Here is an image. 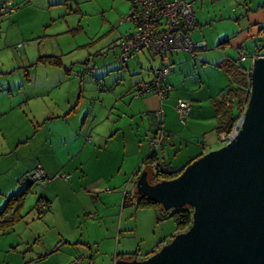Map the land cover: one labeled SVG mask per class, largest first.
Segmentation results:
<instances>
[{
	"label": "crops",
	"instance_id": "obj_1",
	"mask_svg": "<svg viewBox=\"0 0 264 264\" xmlns=\"http://www.w3.org/2000/svg\"><path fill=\"white\" fill-rule=\"evenodd\" d=\"M180 1L192 4L196 26L190 31V37L194 41H204L207 49L196 56L170 55L168 65L171 71L166 82L172 87V92L162 104L152 95L133 97L138 85L151 80L159 68L144 70L146 74H143L141 68L144 65H139L142 71L132 75V67L127 61L121 69L124 68L133 82L123 89L119 85V82L123 84L120 69L115 63H110L106 75L96 78L102 96L89 99L91 107L96 106L93 111L82 108L87 101L83 93L76 98L65 94L55 99L52 98L54 83L52 86L45 83L40 89L21 95L16 85L6 81L14 72L19 75L25 72L29 76L30 68H37L41 63L47 65L43 60L54 58L58 61L59 58L49 52L54 50L53 36H44L48 39L45 42L34 33L29 38L33 44H26L21 56L18 50L23 46L19 42L26 38L18 30L20 19L16 10L19 7L13 3L14 9L8 11L9 15L3 19L0 15V211L9 197L24 188L22 178L32 169L39 170L47 180L43 186L39 185L42 191L35 192L37 200L41 198L42 204L47 205V211L39 215L37 207H34L33 215H28L25 220L27 213L23 212V207L22 219L11 229L0 233V264H73L78 257L84 258L80 264H115L119 260L117 254L134 252L115 248L114 255L112 252L108 255L101 252L100 246L103 240L112 241L122 222L117 225L116 217L105 212L104 219H110L113 227L105 224V230L97 232L98 238L89 229L101 228L96 222H90L99 216L96 201L102 198L103 193L117 192L121 188V183L114 185V182L124 166L126 155H119L118 148L123 152L129 148L135 155L130 160H138L136 164L141 167L148 164L152 174L155 166L163 162L168 163L173 172L179 171L206 153L204 151L214 149V143L218 141L216 104L229 85L227 67L241 65L240 62L245 64L249 59L250 66L243 64V67L251 69L252 58L256 54L264 56V0ZM24 5L26 7L30 2L25 1ZM4 22L8 23V28L4 29ZM11 38L18 44L12 48L13 53L9 43ZM40 48L42 50L38 51ZM235 50L245 56L244 61L232 58ZM15 54L19 57L17 60ZM164 58L161 60L163 66ZM174 64L177 65L175 71L172 68ZM59 65L60 62L54 66ZM102 83L103 86L100 85ZM118 92L120 98L117 97ZM178 98L191 105V115L185 125L179 123L174 110ZM38 101L43 102L41 106L45 105L40 111L35 109ZM159 109L163 111L167 138L154 159L149 160L151 149L148 141L157 131L154 114ZM201 151L203 153L197 156ZM142 156H145V161ZM175 160L179 165H174ZM139 170L141 168L134 174L137 175ZM65 176L68 178L64 179ZM33 186L29 196L34 194ZM82 192L89 197L88 205L78 201ZM75 197L77 201L74 203ZM130 202L124 205L123 197L122 209L132 206L131 199ZM135 208L148 209L138 208L136 204ZM120 219L123 221L122 213ZM89 223L94 225L90 228ZM161 246L144 255L135 251V259L144 260Z\"/></svg>",
	"mask_w": 264,
	"mask_h": 264
},
{
	"label": "rangeland",
	"instance_id": "obj_2",
	"mask_svg": "<svg viewBox=\"0 0 264 264\" xmlns=\"http://www.w3.org/2000/svg\"><path fill=\"white\" fill-rule=\"evenodd\" d=\"M22 1L23 0H0V15L2 19L9 15L8 11L14 9L13 3L16 4L15 7H19V9L16 10L19 11L18 15L20 19L18 30L24 35V38H26V40H21L19 42V44L23 46L21 50H18L19 54L23 56L25 50L24 46L26 44H33L34 41H29L31 40L29 39L31 36L30 34L34 33V35H37L36 37H40L41 39L44 38V36H53L54 50H49V52L53 53V57L59 58L58 61L60 65H53V67H51V64L48 66V63L47 65L41 63V65L36 66L37 68H30L31 74L29 76H26L25 72L20 75L18 72H14V74L9 76V80L6 81H10L12 84L16 85L19 94L23 95L26 91L32 92L34 89L38 90L42 84L45 83L48 84V86H52L54 83L52 87V98L60 99L61 96L65 94L71 97L75 96L76 98L79 93H83L87 101L83 103L84 106L82 108L85 109V111L88 109L93 111L96 106L94 105L95 107H91L89 99L93 100L94 98L102 96L98 89L99 86L96 85V78L99 77L98 75H100V77L106 75L105 72L108 71L110 63H115L117 69H120L119 71L121 72L123 81V84L119 82L121 88L123 86V89H126L131 85L133 78L125 74L124 68L123 70L121 69L126 62L122 63L119 61L120 52L118 49L120 40L134 33V25L125 21L131 13V3L126 0ZM25 1L30 2V5L25 7ZM251 1L255 2L256 0ZM2 4H9L10 6L2 7ZM2 26L4 29L8 28V23L4 22ZM119 33L123 34L119 37ZM118 37L119 39L116 42L117 48L115 49V40ZM45 40L47 41L48 39L44 38L42 41ZM9 43L11 46L10 50L13 53L14 51L12 48L18 44L12 38L9 40ZM41 50L42 48L38 51ZM33 53H36L35 50ZM198 53L199 52L194 55L186 53L178 54L196 56ZM231 55L233 59L240 58L236 50L233 51ZM15 57L16 60L19 58L17 55ZM135 57L136 59H129L127 62V64L129 63L132 67V75L142 70V73L146 74L144 70H149L150 68L158 69L163 65L161 61L163 58H153L145 51L139 52ZM164 59V65L169 66L170 55L166 56ZM240 64L243 66L244 62H240ZM139 65H144L141 68L142 70H140ZM244 65H248L249 67L250 60L248 59ZM172 68L174 71L177 70V65L174 64ZM135 78H138V76ZM108 82L110 83V81ZM56 83H59V87ZM100 85L103 86L104 84L102 83ZM120 95L121 94L118 92L117 97L119 96L120 98ZM42 104V101H38V103L35 104L36 111H40L45 107V105L41 106ZM48 106H50V104H48ZM206 142H208V139ZM214 144V149L212 151L223 147L218 141ZM118 150L120 151L119 155H126L124 166L120 171L119 177L114 182V185L121 183V188L117 192L103 193L102 198L96 201L95 207L99 209V216L97 220L94 219L90 222H96L101 228L100 230H97V228L89 230H93L95 233L94 236L98 238L99 233L97 232L105 230L106 225H113L110 219H104L105 216L103 213L108 212L109 215L116 217L115 223H117V225L120 222H122V225L121 228L119 227L115 230L112 241H102V245L100 246L101 252L108 253V255L112 252L114 255L113 251L115 248H118V250L126 249L124 251L130 252L139 251L144 255L160 244H169L175 235L182 232H177V227L173 219H167L163 222L157 221L158 209L135 208V204L137 203L135 184L142 174L146 173L151 176V168L148 164L142 167L138 166L139 163L136 164L138 161L136 159L130 160V157H134L135 155L133 152H130L129 148L126 152H123L120 148H118ZM204 152L206 153L203 155L209 153L210 150ZM201 153H203V151L196 155L199 156ZM144 158L145 156H142V159ZM176 164L179 165L178 160H175L174 165ZM140 168L141 170H139L138 174H134ZM32 170L31 173L36 171V169ZM32 190L34 194L26 199L24 206L23 212L27 213L25 220L29 218L28 215H33L32 210L37 200L35 192L37 190L42 191L38 183L33 186ZM126 193L131 196L133 205L122 209V201ZM76 201L77 199L75 197L73 202L75 203ZM78 201L88 205L90 200L89 197H86L82 192ZM72 206H74L73 203ZM92 207L95 209L94 205H92ZM121 213L123 214V221H119ZM93 225L94 223L88 224L90 228ZM83 227L82 229L87 232L88 230ZM95 227L97 226L95 225ZM112 227L113 226H111V228ZM103 232L104 231H102V234Z\"/></svg>",
	"mask_w": 264,
	"mask_h": 264
},
{
	"label": "water",
	"instance_id": "obj_3",
	"mask_svg": "<svg viewBox=\"0 0 264 264\" xmlns=\"http://www.w3.org/2000/svg\"><path fill=\"white\" fill-rule=\"evenodd\" d=\"M135 193L166 213L191 209L192 222L148 258L115 264H264V56L252 61L235 139L173 179L151 184L142 174Z\"/></svg>",
	"mask_w": 264,
	"mask_h": 264
},
{
	"label": "built area",
	"instance_id": "obj_4",
	"mask_svg": "<svg viewBox=\"0 0 264 264\" xmlns=\"http://www.w3.org/2000/svg\"><path fill=\"white\" fill-rule=\"evenodd\" d=\"M132 10L125 19L126 22L134 25V33L120 40L119 61L127 62L141 51H146L153 58H164L171 54L187 53L194 55L197 52L207 49L204 41H194L190 37V31L196 26V19L192 9V4L180 0L162 1V0H130ZM9 4H2V7H9ZM259 57L256 54L252 61ZM245 56L240 60L244 61ZM169 66H162L156 72V78L149 83H142L134 93V97H141L151 94L157 97L161 103L170 87L164 85V78L169 73ZM226 105H228L226 103ZM175 111L179 122L185 125L186 120L191 115V105L184 100H177ZM154 117L162 122L164 115L162 109L155 112ZM244 112L233 127L230 134H220L218 142L225 146L232 142L238 135L243 123ZM161 142V138H155L150 142L153 148H156ZM68 177L65 176L64 179ZM36 179H45L44 175L36 170L26 174L23 181H33ZM43 186V184H42ZM44 206L38 208L43 211ZM81 258L73 261V264H80Z\"/></svg>",
	"mask_w": 264,
	"mask_h": 264
},
{
	"label": "trees",
	"instance_id": "obj_5",
	"mask_svg": "<svg viewBox=\"0 0 264 264\" xmlns=\"http://www.w3.org/2000/svg\"><path fill=\"white\" fill-rule=\"evenodd\" d=\"M141 52H143V51H141ZM239 56L244 57V55H242V54H239ZM134 57H132V58H134ZM132 58H130V59H132ZM238 60L240 61V58H238ZM42 62H46V63L51 64V65H58V63H59V61H57L54 58H47V59L43 60ZM158 70H155L154 76L151 80L144 81L142 83H149V82L153 81L156 78V72ZM250 70L251 69H245L242 65H236V64H232V65H229L227 67L226 74H227L229 85L224 91H222L221 100L219 102H217V104H216V112L218 115V117H217L218 121H217V126L215 128V132L217 134V138L220 134H227V135L230 134L233 127L235 126V124L237 123V121L240 119L243 112L245 111V108H246L247 102H248V98H249ZM170 71H171V69H170ZM170 71L165 76L164 81H163L165 86L170 87V91L167 93L166 98L163 101H165L168 98L169 94L172 92V87L169 84H167V82H166V78L170 74ZM142 83H140V84H142ZM137 89H138V87L135 89V91ZM135 91H134V93H135ZM148 95H151V94H147L145 96H148ZM145 96H141V97H145ZM152 96H154V95H152ZM177 100H181V99H179V98L176 99V103H177ZM162 102H161V104H162ZM186 102H188V101H186ZM176 103H175V106H176ZM226 103L228 105H226ZM174 109H175V107H174ZM163 120H164V118H163ZM156 122H157V131H156L155 135L152 136L148 141V145L151 149V154L148 158L149 160L154 159L155 153L157 152V150H159L164 145V142L167 138V135H166L164 128H163L164 121L159 122L156 120ZM157 137L161 138V142L156 148H153L150 145V142ZM200 156H202V155H200ZM199 157H197V158H199ZM192 161H190L189 163H191ZM182 170H183V168L179 171L173 172L170 169L169 164L166 162L165 163L163 162V163L155 166L154 173L151 176L147 175V178L151 184H154L156 182H160L163 180L173 179V178L177 177L182 172ZM150 177H151V179H150ZM23 180H24V177L22 178V181H21V183L24 185V188L18 194H15V195L9 197L6 201L5 206H3L2 210L0 211V233H4L7 230L11 229L15 224H17L22 219L21 211L24 207V204L26 202L27 197L29 196L30 187L35 185L36 183H38L39 185L42 186V183L44 185V183L47 182V180H45V179L44 180L43 179H36L33 181H23ZM136 198H137L136 205L138 208L139 207H141V208H145V207L149 208L150 207V208H153L154 210L158 209L159 213L157 214V221L163 222L167 219H173L175 224H176V227H177V232H185L190 227L191 222H192V211H191V209H188V208L175 209V210H171L170 212L166 213V212L162 211L161 208L157 204H155L151 201H148L147 199H145L141 196L136 195ZM130 199H131V197L128 194H126L124 196V205L131 203ZM42 203H43L42 199L39 198L37 200L36 205H35V208L37 207L36 208L37 210L41 206L45 207V209L42 212L39 211V215H44L45 212L47 211V205L42 204ZM159 248H157L156 251ZM155 252H153L152 254H154ZM136 255H137L136 252H134V253H128V254H117V257H119V260H123V259L134 260L136 258ZM81 259H84V258L81 257Z\"/></svg>",
	"mask_w": 264,
	"mask_h": 264
}]
</instances>
